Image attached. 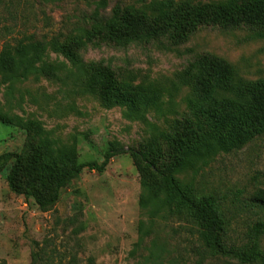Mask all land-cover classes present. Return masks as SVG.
Here are the masks:
<instances>
[{"label": "rangeland", "instance_id": "1", "mask_svg": "<svg viewBox=\"0 0 264 264\" xmlns=\"http://www.w3.org/2000/svg\"><path fill=\"white\" fill-rule=\"evenodd\" d=\"M154 1L159 0H0V49L30 38L61 43L103 3L151 13ZM44 45L35 63L38 73L0 70V116L8 120H0V154H19L21 177L38 178L33 185L48 191L64 169L100 162L110 147L150 145V158L166 168L177 152L165 137L192 134L199 149L173 174L198 196L220 201L224 250L209 248L184 214L160 209L164 188L141 177L128 153L113 156L101 173L84 168L45 208L10 190L13 161L6 158L0 160V262L262 264L259 258L242 262L233 251L264 254V232L252 229L264 221V206L250 205L254 193L264 189V131L249 128L234 145L226 130L208 125L198 112L194 74L199 58L208 55L225 61L234 73L230 90H219L217 97L246 83H264V28L201 26L177 45L160 39L123 47L88 41L80 32L73 40L75 62ZM95 65L108 67L116 82L144 97L137 111L101 101L93 83Z\"/></svg>", "mask_w": 264, "mask_h": 264}, {"label": "trees", "instance_id": "2", "mask_svg": "<svg viewBox=\"0 0 264 264\" xmlns=\"http://www.w3.org/2000/svg\"><path fill=\"white\" fill-rule=\"evenodd\" d=\"M153 11L145 12L133 5H119L107 8L104 3L97 5L86 18L83 25L67 34L66 40L58 43L50 38L44 41L30 39L19 40L15 44L5 43L0 49V70L12 72L21 67L20 75L36 74L44 43L54 51L65 54L70 60L77 61L73 40L76 34L83 32L88 41H100L114 46H127L131 43L166 39L171 45H177L187 39L189 34L201 26L219 25L223 27L251 26L264 28V0H233L227 4L195 2L192 0H159L151 3ZM75 43V42H74ZM76 47V46H75ZM93 83L96 85L101 101L107 105L126 106L137 111L144 103V97L138 91L121 86L113 77L109 68L102 65L92 67ZM14 75V74H12ZM233 70L225 61L213 56L199 58L195 67L194 87L201 98L198 112L208 125L218 130H226L228 139L238 144L249 128L264 131V83L257 81L246 83L233 90L229 96L217 97L219 90L229 91ZM7 122V118L0 116ZM165 139L177 152L174 162L166 168H158L156 158H150L149 149L132 147L107 148L100 162L89 161L71 165L55 179L48 191H42L33 185L34 178L21 177L22 157L16 153H2L0 160L12 158V166L7 174L10 190L33 198L40 207L52 205L59 196L60 188L73 176L87 168L103 172L113 156L128 153L141 177L150 178L153 184L164 188L160 209L173 215L184 214L192 225L197 227L200 238L214 251L224 250L225 217L220 201L212 195L198 196L191 184H183L173 174V169L184 168L198 146L192 134L186 137ZM181 148H183L181 150ZM34 173L37 171L32 170ZM151 172V173H150ZM153 174V175H152ZM38 179V178H36ZM264 206V189L257 190L250 205ZM252 229L255 233L264 232V221H257ZM245 263L259 258L264 264V254L256 252H235ZM35 257L36 254L34 253ZM3 264V262H0Z\"/></svg>", "mask_w": 264, "mask_h": 264}]
</instances>
